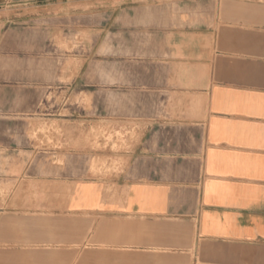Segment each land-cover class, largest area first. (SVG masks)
Listing matches in <instances>:
<instances>
[{"label": "crops", "instance_id": "0c3cea01", "mask_svg": "<svg viewBox=\"0 0 264 264\" xmlns=\"http://www.w3.org/2000/svg\"><path fill=\"white\" fill-rule=\"evenodd\" d=\"M83 253L264 264V0H0V264Z\"/></svg>", "mask_w": 264, "mask_h": 264}, {"label": "rangeland", "instance_id": "374dc122", "mask_svg": "<svg viewBox=\"0 0 264 264\" xmlns=\"http://www.w3.org/2000/svg\"><path fill=\"white\" fill-rule=\"evenodd\" d=\"M68 98L69 97H66L65 98V102L68 103ZM68 109V104H67V107ZM66 114L65 117H68V111L67 112H64ZM95 136L99 137L97 138V140H101L100 136H98V134H94ZM96 145L98 146V148H101V143H96ZM95 165L93 166L92 170L93 172L98 175V176H106L108 174H112L114 175V173L117 171V168H116V165L113 163V162H108V161H103L101 160L100 158H95ZM18 258L19 260L17 262H15L16 264H35L33 263V260H32V257H16ZM79 262L78 264H85L86 261H85V253H83L81 256L79 255ZM100 262V261H99Z\"/></svg>", "mask_w": 264, "mask_h": 264}]
</instances>
